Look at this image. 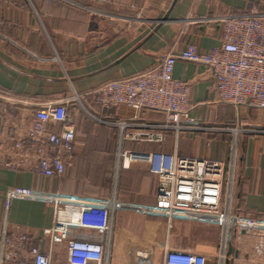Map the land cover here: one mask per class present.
I'll return each mask as SVG.
<instances>
[{"label":"crops","instance_id":"1","mask_svg":"<svg viewBox=\"0 0 264 264\" xmlns=\"http://www.w3.org/2000/svg\"><path fill=\"white\" fill-rule=\"evenodd\" d=\"M252 3L264 10V0H1L0 233L6 222L38 230L53 224L54 207L44 201L14 198L7 207L10 186L155 203L158 177L144 157L131 153L228 160L232 135L213 127L241 122L264 129V108L219 101L214 73L203 63H175L174 77L191 85L189 124L194 126L178 133L144 125L165 121L161 110L135 116L125 106H102L92 93L106 81L159 67L165 55L179 53L188 43L202 51L220 44L219 18L243 13ZM63 99L76 108L73 161L62 174L47 176L35 169L37 152L27 135L34 109ZM119 119L131 126L122 132ZM127 131L158 133L162 139H127ZM240 152L236 209L264 216V132L242 134ZM115 227L112 264L127 262L129 251L149 247L155 264H163V245L205 254L208 264H215L218 225L176 220L170 228L163 216L121 212ZM252 242L232 235L228 264H264V254L258 256ZM33 243L47 248L41 233Z\"/></svg>","mask_w":264,"mask_h":264},{"label":"built area","instance_id":"2","mask_svg":"<svg viewBox=\"0 0 264 264\" xmlns=\"http://www.w3.org/2000/svg\"><path fill=\"white\" fill-rule=\"evenodd\" d=\"M219 19L220 44L202 51L196 43H188L179 53L165 55L157 68L99 85L92 92L94 97L104 107L125 106L133 110L135 116L147 109L166 113L165 121L144 123L147 127L160 126L176 133L194 128L189 124L193 122L189 116L191 85L174 77L175 63L181 59L203 63L212 69L219 101L234 105L250 103L264 108V10L252 3L243 13L226 14ZM75 99L79 101L78 94ZM69 103L70 99L48 102L33 111L27 137L37 152L35 169L47 176L62 174L73 161L76 108H69ZM116 124L122 132L131 126L126 119H119ZM57 125L60 127L55 131L53 127ZM213 128L232 135L228 160L164 152L131 153L132 157H144L151 172L158 177L155 203L8 187L7 207L14 198L41 200L54 207V218L50 227L41 230L4 223L0 233V264H112V234L116 231V216L121 212L163 216L168 219L170 228L176 220L220 226L215 264H228L232 235L240 242L244 236L253 240L254 252L258 256L264 254V216L243 214L235 206L241 135L261 133L264 129L241 122ZM143 136L150 140L162 139L158 133H124L127 139ZM51 147L55 149L53 152ZM123 154L128 155L127 151ZM7 165L13 166V163L9 161ZM86 230L92 233H84ZM39 233L47 248L33 243ZM163 249V264H208L205 254L173 250L167 245H163ZM123 264H155L154 249L129 251L128 261Z\"/></svg>","mask_w":264,"mask_h":264},{"label":"water","instance_id":"3","mask_svg":"<svg viewBox=\"0 0 264 264\" xmlns=\"http://www.w3.org/2000/svg\"><path fill=\"white\" fill-rule=\"evenodd\" d=\"M167 18H168V15H165V16H164V19H167Z\"/></svg>","mask_w":264,"mask_h":264},{"label":"trees","instance_id":"4","mask_svg":"<svg viewBox=\"0 0 264 264\" xmlns=\"http://www.w3.org/2000/svg\"><path fill=\"white\" fill-rule=\"evenodd\" d=\"M244 214V213H243Z\"/></svg>","mask_w":264,"mask_h":264}]
</instances>
